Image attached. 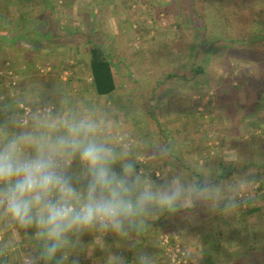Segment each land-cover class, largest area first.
<instances>
[{
	"label": "clouds",
	"instance_id": "clouds-1",
	"mask_svg": "<svg viewBox=\"0 0 264 264\" xmlns=\"http://www.w3.org/2000/svg\"><path fill=\"white\" fill-rule=\"evenodd\" d=\"M173 151L133 144L111 113L73 103L59 86L0 102V259L16 248L9 234L32 245L22 264H82L111 237L132 257L113 248L105 264H157L136 243L153 223L201 211L230 217L248 202L256 181L247 173L221 179L218 165H204L161 176L154 162Z\"/></svg>",
	"mask_w": 264,
	"mask_h": 264
},
{
	"label": "trees",
	"instance_id": "trees-1",
	"mask_svg": "<svg viewBox=\"0 0 264 264\" xmlns=\"http://www.w3.org/2000/svg\"><path fill=\"white\" fill-rule=\"evenodd\" d=\"M19 1L24 3L21 5ZM57 1L58 0H38L39 5H36V2H32L28 5L26 0H18L16 2L12 0H0V3H3L1 4L3 6L2 12H4L1 15L5 18H10L16 13H25L27 15L28 13L33 12L32 8L34 5H36L34 11L37 10V6L40 8L38 15L40 18L39 24L34 26L28 24L29 27L24 26L25 28L27 27V30L26 34L22 35V37L18 36L17 38H14L12 32H8V29L11 28H6L2 25L0 26V32L2 27L4 30V34L0 33V66H4V61L6 59V67L9 65L8 69H13L19 64V61L24 62V60L34 57L30 56L28 53L39 55L41 51L47 52L48 54L45 57L40 56L37 60L48 62L51 55H55L54 53L58 52L55 56V61L51 62V72L43 74L39 73V78H36L35 73H25L26 76L21 75L18 81H16L14 76L9 74V70V72L7 71L0 74V102L11 100L14 96L25 92H33V88H38V90L41 88L44 94H41L40 92L39 95L47 96L49 95L50 87L54 85L62 87L73 102L82 95V91L79 93L78 88H75L74 85L80 80V72L74 71V69L82 64L81 60L76 62L78 58L76 57L77 55L75 52L78 44L82 43L86 52L89 54L88 79L91 80V91H94L96 98H106V105L114 102L115 105L120 107L123 110L124 115L132 121L137 132L140 133V140L149 145L166 144L178 148L180 144L183 143V138L186 137H177V135H174L170 130L165 132V130L162 129V131H156V129L154 130L152 128L156 124H158L159 128L161 124L157 117V108L163 105L165 99L168 98L170 91H175L178 88L179 92L185 90L191 92L199 85L203 88L210 87L212 83L216 85V80L209 75L212 65L211 58L219 56L222 51L226 50H236V48H247V50L249 48V50H255L258 49L259 46L264 45V0H180L184 7V14H186L185 20L189 25L187 28L185 27V30L189 29L191 31L190 36L185 33L183 30L184 28L180 27V23L178 26L180 28L178 37L174 38L170 36L165 42L162 41L158 43V35L150 36L152 40L147 38V41H149V43L154 41V45L150 46L149 43L146 44L151 51L156 50L164 57L170 56L177 60L173 63L170 62V65H168L167 69L160 74L159 77L149 78V76L147 77L148 73L145 71L144 73L142 72V76L140 74V77H136V75L132 74L129 69V72L125 73L123 77L120 76V79L117 80L114 71V66L116 65L114 60L117 59L118 62H123L125 58L117 57V52H111L109 48L105 46L104 38L106 39V37L103 35L100 37L98 36L100 35V33L98 34V21L92 23L90 28H88V33H86L80 25H64L62 21L59 20L60 18L56 20L54 14L56 12L54 4L56 5ZM146 4L150 3L146 2ZM101 10L104 11L105 8H101ZM98 11L100 13L102 12L100 9H98ZM143 25L146 27L148 26L147 23H143ZM33 28L38 30H35L34 35L35 38H39L37 44L35 41L33 42L31 40L32 35H30V31ZM20 30L22 33V28ZM10 34H12V36ZM146 36L147 35H144L143 37L146 38ZM188 40H191L190 42L192 46L186 51L184 47ZM22 41L30 46L31 50L27 51V55L18 54L9 56L8 58L3 57L2 45L6 46L9 44L7 49H12L14 45H17V43ZM144 41L147 42L146 40ZM113 42H116L115 37ZM33 49H35V53H33ZM67 49H70L69 55L64 57L62 52ZM176 49L178 50L177 52ZM183 52L186 54L185 56L182 55ZM204 54H206L207 57H205L202 62H199L200 56H203ZM70 58L74 60L72 64L69 62ZM9 61H12V64H9ZM144 67L148 70L150 66L146 64ZM66 71L70 73V76L66 80H63L62 76ZM182 72L185 75H182ZM130 77L133 78L132 81L130 80ZM176 78H182L187 80V82H185L184 85L177 84L172 88H167V95L166 92H164V95H161L162 97H160L161 99L158 102L156 99L158 89L165 86L169 81H174ZM253 79L254 83L258 81L257 76H254L252 80ZM122 80L123 83L120 84L119 82ZM259 81L262 82H258L257 87L255 86L256 88L253 93V99H250L249 97L250 104L255 103L253 107L248 104L247 99L245 102L239 100L232 103L228 102L229 105L227 106L228 109H233L234 114L240 116L249 115L250 117L252 115L257 116L256 121L251 123L253 130V125L255 126L256 122L260 124L261 118H259V113L261 111L260 109L264 108V73L262 80L260 79ZM127 82H129V84H125ZM78 86L82 89L80 85ZM179 86H185V88L183 89ZM139 88L140 91H138ZM216 88V94L221 95L222 90L218 87ZM233 91H237L235 90V87L233 88ZM141 92L144 93L143 97H141L143 94ZM192 97L193 95L188 93L184 98L189 103L188 105H185V108H182L181 113L184 119L193 115L192 113L197 114V112L192 111V108H197L199 103H193ZM222 102H224V97ZM198 113L200 115L199 118H203L204 115L200 114V112ZM182 124H184L183 121ZM161 132L163 135H161ZM170 156H175L177 160L179 159L177 153L175 154L172 152ZM243 161L244 164H246V167L243 168L244 170L249 171L251 167L259 170L261 166L264 167V164L262 165L263 160L260 158L257 160L250 157L248 154L243 158ZM183 166L184 170L188 171L191 175L194 174L195 170L187 167L186 164H183L182 167ZM220 169L223 173L221 179L232 175L234 172V169L223 165V162L221 163ZM259 175L261 176V174ZM178 217L179 215L174 217V219H177ZM167 218L168 217H162L159 221L153 223L150 229H153L156 233L162 232L169 235L173 234V228ZM166 223L168 225H166ZM148 232L138 238H141L143 241ZM170 241L168 247L174 246L175 238L172 237ZM138 248L143 247L138 245ZM157 251L159 252L158 254H161L165 250L162 248V250L157 249ZM127 252V256L129 257V260H131L132 253L130 251ZM94 257L95 256H93V258ZM8 258L9 256L5 259H0V264H11L13 258L10 260H8Z\"/></svg>",
	"mask_w": 264,
	"mask_h": 264
},
{
	"label": "rangeland",
	"instance_id": "rangeland-1",
	"mask_svg": "<svg viewBox=\"0 0 264 264\" xmlns=\"http://www.w3.org/2000/svg\"><path fill=\"white\" fill-rule=\"evenodd\" d=\"M12 1H18V0H12ZM71 1V0H70ZM93 0H77L74 3L77 5H72L73 8L70 10L71 14L69 15L66 5L68 1L67 0H58L55 5L56 12L55 17L58 20H61L64 25H70V26H82L86 33H88V28L94 23L95 21L99 20V32L100 35L105 36L104 38V44L106 47L109 48L111 52H117V57H123L125 60L123 62H118L117 59L114 60L115 62V74L117 77V80L120 79V76L123 77V75L127 72H129L130 68L132 67H140V69L148 73L147 77L149 78H155L156 75L162 74L170 65V62H174L177 59L172 57H164L161 55L158 51H151L146 46L149 41H147L150 36H156L158 35V43L159 42H165L170 36L172 37H178V33L180 31V28L178 27L180 24L181 28H184L186 34H189L191 31L189 29L185 30V27L189 26L185 20L186 14H184V7L180 0H148L150 4H144L142 0H138L135 2V0H125L126 1V7H118L115 10H109L105 8V11L101 10V6L99 7L98 4L92 2ZM33 2H36V5H39L38 0H33ZM121 2V1H120ZM125 3V2H124ZM123 3V4H124ZM119 4V2H118ZM1 6V5H0ZM98 6V8H97ZM100 8L101 13L98 11ZM40 10V9H39ZM208 13V12H207ZM16 17V16H15ZM72 23H71V22ZM143 23H147L148 26H144ZM141 24V25H140ZM15 29L17 30L16 26ZM141 29V30H140ZM97 34V32H96ZM144 35H147L146 38L143 37ZM194 36V34L192 33ZM192 36V37H193ZM115 37L116 42H113V39ZM146 40L147 42H145ZM191 41V40H190ZM189 40L186 41V45L184 49L187 51V49L191 48V42ZM19 44V43H18ZM17 45H14V49L16 50L18 47ZM149 45H154V41L152 43L150 42ZM178 49V48H177ZM176 49V52L179 50ZM236 48V50H226L222 51L219 56H215L211 58V69L210 74L211 77H213L214 80H216V85L212 83L210 87H202L199 85L198 87H195L193 91L187 92L180 91L178 88L175 91H170L169 96L167 99H165L162 106L157 108V112L162 115L163 118L167 121L174 115L175 123L178 124V130L174 131V133L178 136H186L183 138V143L180 144V146L187 143L188 145H191V148H238L240 158H244L247 156V154L250 157H253L258 160L260 158L262 161V165L264 164V108L260 109L259 118H261L260 124L256 122L254 128H258L257 130L263 134L262 141L259 140L256 142V144L259 146L260 150H255L254 148L250 146V142L246 141V138L244 135V130L242 127H240V120L239 115L234 114L233 109H228V102H235V101H244L247 99L248 104L250 106H254L255 103L249 102L250 99H253V93L255 88L258 85V82L260 79L262 80V76L264 73V45L259 46L258 49H250L248 48ZM11 51V50H9ZM184 51V50H182ZM70 49L64 50L62 54L64 57H67L69 55ZM79 52V54H78ZM81 52V53H80ZM46 52H40L39 56ZM76 57L78 60L82 61V64L74 69V71L80 72L79 82H83L88 79V63H89V54L86 52V49L82 45V43L78 44V47L76 48ZM83 53V57L82 54ZM3 55V54H2ZM10 53L6 51V55H3V57L8 58ZM18 55V54H17ZM182 55H186L184 52ZM55 55L50 57L48 62H40L41 68L40 73H47L51 72V62L55 61ZM60 56V55H59ZM45 57V56H43ZM207 57L206 54L203 56H200V61L202 62L204 58ZM145 58V60H144ZM5 59V58H4ZM144 60V61H143ZM25 61V60H24ZM7 60L5 59L4 63L6 64ZM38 62V64H39ZM70 64L74 62L72 58L69 59ZM75 62V63H76ZM25 63V62H24ZM23 63V64H24ZM0 66V74H3L4 72H7L8 66L6 65ZM9 64H12V61H9ZM149 65V69L146 70L144 66ZM119 65V67H118ZM9 72V71H8ZM16 73V72H15ZM9 74L15 75L14 72H9ZM22 75H25L21 73ZM143 75V74H142ZM182 75H185L182 72ZM26 76V75H25ZM43 76V75H42ZM70 76V73L68 71L64 73L62 76L63 80H66ZM140 77V74H138ZM254 76H257V82L254 83ZM134 77V76H132ZM130 77V80L132 81L133 78ZM137 77V76H136ZM88 81V80H87ZM150 81V80H149ZM148 81V82H149ZM151 82V81H150ZM187 82V80H184L182 78H176L174 81H169L165 84V86L160 87L158 89L157 93V100L161 99L166 92L167 88H172L174 85H184V83ZM77 82L74 84L75 88H78L79 93L81 91L83 92V89L79 88V84ZM120 84L123 83V80L119 82ZM129 84V82L125 83ZM198 84V83H197ZM196 84V85H197ZM256 86V87H255ZM153 87V86H152ZM180 88H185L179 86ZM220 88L222 90L221 95L216 94L217 88ZM235 87V90L233 91V88ZM232 88V89H231ZM182 90V89H181ZM38 95L41 92V94H44V92L41 90L34 89ZM140 91V88L138 89ZM144 92V91H143ZM141 92V93H143ZM188 93L192 94V101L193 103H199V106L197 108H192V111L197 112V114L192 113L193 115H190L187 119L183 118L182 115V108H185V105H188L189 103L184 99ZM162 95V96H161ZM167 95V92H166ZM224 95V96H223ZM81 96V95H80ZM144 96V93L141 95V97ZM224 97V102L223 101ZM185 100V101H183ZM191 101V102H192ZM106 105V104H105ZM207 107H206V106ZM107 107L109 105H106ZM249 106V107H250ZM21 107H24L23 105ZM204 115L203 118H199V113ZM257 119V117L255 118ZM254 119V120H255ZM182 121L184 124H182ZM202 121V122H201ZM162 127H164V130L168 127L167 122L161 121ZM207 122V123H205ZM214 123V126L211 125ZM170 124V123H169ZM205 126V124L210 125L213 128L212 135L211 133L207 132L209 128H202L200 125ZM228 124V125H227ZM211 128V129H212ZM252 128V127H251ZM193 129H196V133ZM253 130V129H252ZM202 131V132H201ZM215 131V132H214ZM128 131L125 130L124 134ZM234 132H236V135H232ZM127 136L128 140L131 141L133 144H136L138 146H144L143 143L138 141V138L134 137L133 134L130 132ZM205 135H208L205 137ZM249 135V134H248ZM136 138V139H135ZM255 138V137H254ZM228 140V144L225 146V141ZM245 140V141H244ZM195 143V144H194ZM198 144V145H197ZM179 146V147H180ZM174 148V153L178 154V151L180 148ZM241 148V149H239ZM179 149V150H178ZM180 152V151H179ZM223 153V151H222ZM218 154V153H217ZM200 155V151L198 150V156ZM189 157V156H188ZM214 158V157H213ZM233 158V157H232ZM175 156H169L165 160H161L158 162H154V168L157 173H159L161 176L166 175L169 171L172 170L168 166L169 161L175 160ZM215 161V160H214ZM243 161V160H242ZM244 163V161H243ZM207 165H213V162H209ZM257 168H250V170H244L240 172L239 170L234 171L233 178L247 173L251 177H253L256 181L254 185H252L251 192L249 195V198L251 195H253V191H260L262 189L263 191V197H257L255 199V204L257 202L263 201L264 202V184H262V181H264V167L261 166L259 168V174H258ZM255 196V195H254ZM248 198V200H249ZM263 198V199H262ZM250 201V200H249ZM249 203L247 202L243 207H247ZM250 212V209L248 208L247 213ZM199 213V212H198ZM194 214V213H193ZM190 216V220H186L185 223L180 222L181 225H185L189 227L188 225H191L189 221H196V218L194 215ZM197 214V213H196ZM255 215V214H253ZM252 215L248 214V217H251ZM255 217V216H252ZM257 217V216H256ZM183 218V217H181ZM171 219V220H170ZM168 221L170 225L172 226L173 234H165V233H156L157 236H159L158 243L159 247L158 250H162L164 248L165 251H163L161 254H158L159 252L156 249V245H154L153 249L150 248L148 251H152L156 256V262L157 264L161 261H164L163 264H189L190 260H192L193 257L190 254V249L187 247L186 243L181 240V238L177 234V223L176 220L173 218H170ZM187 219V218H186ZM215 220H222L220 217H216ZM223 221V220H222ZM244 221V220H243ZM166 225H168L166 223ZM212 228V227H209ZM208 229V228H207ZM203 233H206V231H202ZM218 234V242H214L216 245L219 244L220 247H224L223 239L226 236L225 233H217ZM205 235V234H204ZM216 233H213V236L215 237ZM9 236L15 240L16 242V248L14 251L9 255L8 260L13 258V262L11 264H22L21 257L25 252L31 249L32 245L27 240L22 239L21 237L12 236V234H9ZM212 236V237H213ZM222 236V237H221ZM175 238L174 246L168 247V244H170L171 238ZM213 242V239H212ZM206 243V242H205ZM207 243L211 245V248H209V251H212L215 248H218L216 246H213L210 240L208 239ZM201 244V243H200ZM139 250H144V248H138ZM91 255L94 254V250L90 249ZM89 252V251H88ZM88 252L85 254L84 257H82V264H86L85 257L88 258ZM255 252V250H254ZM110 253V252H108ZM187 254V255H186ZM93 256H96L95 254ZM106 256H101V258H105ZM93 258V257H92ZM94 259V258H93ZM96 260V259H95ZM94 263V262H93ZM193 264V263H192Z\"/></svg>",
	"mask_w": 264,
	"mask_h": 264
},
{
	"label": "crops",
	"instance_id": "crops-1",
	"mask_svg": "<svg viewBox=\"0 0 264 264\" xmlns=\"http://www.w3.org/2000/svg\"><path fill=\"white\" fill-rule=\"evenodd\" d=\"M27 4L30 5L33 0H26ZM68 2L64 5H66V9L71 14L70 10L73 8L72 5H74L75 1L77 0H67ZM121 1V2H120ZM138 0H135V2ZM148 0H142L144 4H146ZM92 2L96 3L101 6L102 9L107 8L109 10H115L118 7L125 8L126 1L125 0H93ZM119 2V4H118ZM125 2V3H124ZM19 3L22 5L24 2ZM124 3V4H123ZM3 3H0V5ZM26 4V3H25ZM77 5V4H75ZM74 5V6H75ZM27 6V5H26ZM3 6H0V26L8 27L11 29H8V32H12L14 35V38H17L18 36L22 37V35L26 34V28L24 26H28V24H31V26H34L36 24H39L40 18H39V7L37 6V10L34 11L33 6L32 10L33 12L28 13L27 15L16 13L14 16L10 18H5L3 15ZM55 8V4H54ZM98 8V6H97ZM100 9V8H99ZM105 11V10H104ZM16 16V17H15ZM7 20V21H6ZM57 20V19H56ZM98 23L100 22L97 20ZM71 22V21H70ZM72 23V22H71ZM15 26L17 30L15 29ZM3 27L1 29V34H4ZM29 27V26H28ZM22 28L23 32L21 33L20 29ZM37 28V27H36ZM36 28H33L30 31V35H32L31 40L34 42H39V38H35V30L38 31ZM12 34H10L12 36ZM26 40V39H25ZM18 44V43H17ZM9 46H3L2 45V54L6 55V51L10 53L9 56L17 55V54H26L27 51L31 50L30 46L28 44H25L24 41L20 42L18 44V48L15 50V47H12V49H7ZM11 50V51H9ZM33 49V53H35ZM81 53V52H80ZM31 57L30 59H26L24 62L19 61V64L16 65L13 69H10V72H14V78L16 81L21 77V73H30L36 74V78H39L40 73V62L37 60L40 56H46L48 53H43L42 55H35L28 53ZM40 54V53H39ZM54 54H58V52H55ZM79 54V52H78ZM83 57V53L81 54ZM53 55H51L52 57ZM39 62V64H38ZM24 63V64H23ZM131 73L138 76V74H141L142 76V70L140 67H132L130 68ZM16 72V73H15ZM67 72V71H66ZM49 73V72H47ZM156 77H159V75H156ZM155 77V78H156ZM88 80V81H87ZM83 82H79V85L84 90L82 92V95L79 96L77 99L73 101L75 104H82V103H88V104H95L100 109L107 111L112 114L114 123L117 126L118 133H124L125 130L128 132L125 133L127 136L130 132L133 134L134 137L138 138V141L143 143L144 145H149L144 143L140 140V133L137 132V130L134 127V124L132 121H130L129 118L124 115L123 110L115 105V103L109 104L107 107L106 104V98L99 97L96 98L94 91L92 90V84L91 80L87 79ZM157 117L160 120V126L158 128V124L155 126H151L156 131L164 130V127L162 128V122L166 121L168 124V127L166 128V131H171L174 135V131L178 130V124H176L174 121V115L168 119L167 121L165 117L163 118V114L160 115L157 113ZM240 116V115H239ZM257 116L252 115L251 117L248 115H241L239 117L240 120V127L244 130V137L246 138L247 142H250V146L254 148V150H260L259 146L256 144L257 141L261 140L264 136L259 132L256 128L252 130V122L256 121ZM255 119V120H254ZM202 122V121H201ZM170 123V124H169ZM207 123V122H205ZM214 126V123L211 124ZM228 125V124H227ZM202 128H209L207 132L211 133L213 132V128L205 124L203 126L200 125ZM212 128V129H211ZM161 130V131H162ZM196 133V129H193ZM202 132V131H201ZM215 132V131H214ZM164 133V132H163ZM237 133L234 132L232 135H236ZM249 134V135H248ZM161 135L162 132H161ZM263 135V136H262ZM208 135H205L207 137ZM260 136V137H257ZM255 137V138H254ZM135 138V139H136ZM176 138V137H175ZM251 138V141H250ZM245 141V140H244ZM262 141V140H261ZM228 140L225 141V146L228 144ZM184 144V143H183ZM183 144L179 147L180 152L178 151V157L175 160L169 161L168 166L170 168H176L179 167L184 170L183 164H186L187 167L191 168L192 170H195L197 166H204L207 165L209 162H213V165H218L219 168H221V163L223 162V165L230 167L231 169H234V171L239 170L240 172L244 167H246V164L243 163V159L240 158L239 150L238 148H191V145H188L187 143L185 146ZM195 144V143H194ZM198 145V144H197ZM241 149V148H239ZM198 150L200 151V155L198 156ZM223 151V153H222ZM218 153V154H217ZM189 156V157H188ZM214 157V158H213ZM233 157V158H232ZM215 160V161H214ZM181 161V162H180ZM254 167H252L253 169ZM186 175H191L188 171L184 170ZM235 173V172H233ZM233 175V174H232ZM229 175L225 177L224 179H233V176ZM262 184H264V181H262ZM253 195L250 196L248 203L249 205L247 207H241L234 215L230 217H220V216H213L206 214L204 212L194 213V217L196 218V221L192 223V221H189L191 225H188L189 227L185 225H181L180 222L185 223L186 220H190V217L181 218L182 216H179L177 219H175L177 223V234L181 238L182 241H184L187 245V247L190 249V254L192 260H190L189 264H264V202L260 201L255 204V199L257 197H263V190L260 189V191L252 190ZM255 195V196H254ZM263 199V198H262ZM264 200V199H263ZM248 208L250 209V212L247 213ZM249 215L255 216V217H248ZM255 214V215H253ZM257 216V217H256ZM216 217H220V220H215ZM168 220L170 218H167ZM173 219V218H172ZM171 220V219H170ZM244 220V221H243ZM212 227V228H209ZM208 228V229H207ZM206 231V233H203L202 231ZM216 233L215 237L213 236V233ZM217 233H225L226 236L223 239L224 247H220L219 244L214 242H218V234ZM161 234V233H160ZM205 234V235H204ZM160 236V235H159ZM159 236L156 235V232L153 229H150V231L145 235L144 240L142 241L141 238H137L136 243L137 247L138 245L142 246L144 250H150L153 249L154 245H156V249L159 247L158 238ZM213 236V237H212ZM222 237V236H221ZM213 246H216L218 248L213 249L212 251H209V248H211V245L207 243L208 239L210 240ZM90 239V238H87ZM213 239V242H212ZM206 242V243H205ZM159 243V244H158ZM201 243V244H200ZM95 248V257L92 258L94 254L91 255L90 249ZM113 248H116L118 250L124 251L125 255H128L129 251L126 246L123 244H112V238L109 237L107 239L106 244H101L96 247H89L87 250L88 252V258L85 257L86 264H105V258H101V256H106L108 252H111ZM255 250V252H254ZM86 252V254H87ZM96 259V260H95ZM94 262V263H93ZM164 261L159 262L158 264H163Z\"/></svg>",
	"mask_w": 264,
	"mask_h": 264
}]
</instances>
